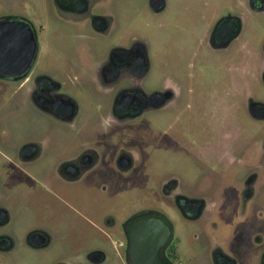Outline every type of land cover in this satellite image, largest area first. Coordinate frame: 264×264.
Masks as SVG:
<instances>
[{"label":"flooded vegetation","instance_id":"obj_1","mask_svg":"<svg viewBox=\"0 0 264 264\" xmlns=\"http://www.w3.org/2000/svg\"><path fill=\"white\" fill-rule=\"evenodd\" d=\"M112 1L54 0V6L79 33L93 30L106 37L116 29ZM147 4L159 17L168 13L198 17L199 7L209 6L208 1L196 0H147ZM8 19L30 21L19 15L0 17V21ZM173 24L180 29L178 41L185 39L187 43L165 42L163 47L173 45L190 52H228L238 47L242 51V60L232 67L236 73L222 93L224 100L216 101L208 91L196 98L199 83L192 57L186 61L190 68L186 64L180 67L187 75L182 71L167 73L163 68L160 76H155L151 41L146 35L133 36L127 45L120 42L96 62L69 65L71 70L65 76H32L33 62L19 78H0L15 81L19 90L27 87L24 100L33 112L61 123L56 127L27 125L20 130L0 127V159L12 164L20 177L14 193L5 190L0 181V260L17 247L18 237L10 224L16 204L25 198L43 209L40 219L55 209L65 216L72 209L81 212L84 221L110 241L111 254L118 263L139 264L125 229L130 217L119 222L106 213L99 224L72 203L73 194L99 190L112 198L110 182H98L99 165L109 160L124 172L133 170L148 158L137 144L139 135L158 127L156 119L168 117L176 122L170 126L178 124V141L169 149L179 151L181 160L194 166L197 177L188 180L180 167L162 175V197L181 223L158 209L168 216L173 228L166 258L170 264H264V141L247 139L243 134L246 113L264 122V100L255 96L253 87L258 78L264 85V0H242L237 9H226L213 22L203 15L200 30L198 21L184 25L173 19ZM88 73L91 76L86 78ZM206 84L213 85L209 77ZM218 110L226 113L212 120ZM206 116L211 123L204 121ZM197 127L203 130L201 135L185 134ZM119 133L126 140L118 139ZM52 200L61 203L57 201L55 208ZM83 206L90 213V206ZM147 211L150 209L142 212ZM193 227L197 228L193 242L196 250L200 249L189 255L183 240ZM56 238L43 225L28 229L24 235L26 246L33 250L49 248ZM82 257L90 264H102L110 254L94 246ZM55 264L68 263L59 260Z\"/></svg>","mask_w":264,"mask_h":264},{"label":"rangeland","instance_id":"obj_2","mask_svg":"<svg viewBox=\"0 0 264 264\" xmlns=\"http://www.w3.org/2000/svg\"><path fill=\"white\" fill-rule=\"evenodd\" d=\"M196 1L209 2L208 7H199L198 17L195 15L190 17L185 14L175 17L173 13L159 17L148 7L147 0H113L110 3V9L116 17V29L111 36L106 37L97 35L93 30L79 33L75 26L69 24L58 14L54 0H0V17L19 15L26 17L35 25L39 36V51L34 61V67H32V76L40 73L65 76L71 70L69 65H75V62L82 61L84 63L96 62L106 57L109 48L120 42L127 45L133 36L146 35L151 41L150 56L155 65L153 73L155 76L159 77L163 68L167 73L182 71L184 75H187V70L184 68L181 70L180 67L184 64L188 66L186 61L192 57L194 74L199 83L195 91L196 98L201 99L202 93L208 91L211 97L214 95L216 101H222L224 100L222 93L227 90L228 82L236 73L232 67H236L242 60V51L240 52L239 48L235 47L228 52L207 50L190 52L186 49H175L173 45L171 47L166 45L169 42L187 43L185 39L178 41L180 29L173 24V19L184 25L190 21L196 24L198 21L200 30L203 27L201 24L203 15L208 16L209 21L213 22L226 9H237L242 0ZM185 38L188 39V37ZM165 42L166 45L163 47ZM85 76L87 78L91 75L88 73ZM207 77L210 78L213 85L206 84ZM253 87L255 96L264 100V85L259 78L253 82ZM26 90L27 87H22L19 90L15 81L0 79V127L6 126L8 129L20 130L27 125L61 126V123L49 120L47 117L37 116V112H33V108L24 100ZM92 92L94 93V89ZM27 109L29 111H26ZM225 113L226 110H218L212 120L222 117ZM209 118L206 116L204 121L206 122ZM244 119L243 134L246 138L256 137L264 141V122L255 121L248 113L245 114ZM155 121L158 127L145 129L144 134L139 135L137 142L141 146L142 155L148 156L147 159L139 162L133 170L125 172L109 160H105L99 165L97 175L101 178L98 182L105 179L110 182V189L113 191L112 198L99 190L73 194L74 201L72 203L75 206L78 205L79 209L93 221L100 224L104 214L112 213L121 222L147 209L156 211L163 209L177 223L179 222L174 217L172 208L165 203L162 197L160 191L162 175L165 171L179 167L190 181H194L197 175H195L196 171L191 163L181 160L179 151L172 152L169 149L171 144L176 145V141H178L176 132L178 124L170 126L171 123L176 122L171 121L168 117ZM209 122L211 123V120ZM169 128L173 130L164 132ZM202 133L203 130L197 127L185 134L201 135ZM118 139L126 140L121 133H119ZM19 178L13 165L1 158L0 181L3 183V188L9 193H14L12 189L20 183ZM57 201H51L55 208H57ZM58 203L60 204L61 201ZM111 204L113 205L111 206ZM83 205L90 206L89 210L92 215ZM72 210L65 216L62 210L58 212L55 209L54 212H46L49 216L40 219L39 213L43 212L40 205L22 198L16 204L14 220L10 224L12 233L18 237L17 247L0 262L3 264H55L59 260H64L68 264H90L84 260L82 253L94 246H99L110 254L109 259L102 264H120L117 258L111 254L110 241L84 221L81 212ZM74 223L76 226L72 227ZM42 225L48 226L50 231L57 236L54 243L47 249L28 248L24 235L28 229ZM178 225L181 223L179 222ZM195 231L197 228L193 227L184 234V251L189 255L196 250L195 239H193Z\"/></svg>","mask_w":264,"mask_h":264},{"label":"water","instance_id":"obj_3","mask_svg":"<svg viewBox=\"0 0 264 264\" xmlns=\"http://www.w3.org/2000/svg\"><path fill=\"white\" fill-rule=\"evenodd\" d=\"M39 36L26 20L0 21V78H19L31 69ZM129 246L139 264H170L165 249L173 237L172 222L160 211L140 212L125 223Z\"/></svg>","mask_w":264,"mask_h":264}]
</instances>
